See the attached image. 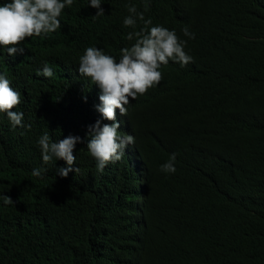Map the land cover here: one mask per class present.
<instances>
[{"label":"trees","instance_id":"obj_1","mask_svg":"<svg viewBox=\"0 0 264 264\" xmlns=\"http://www.w3.org/2000/svg\"><path fill=\"white\" fill-rule=\"evenodd\" d=\"M101 2L104 15L94 17L89 0H73L62 28L26 38L23 54L0 46V74L30 125L13 129L0 113V264H264V0ZM133 5L148 28L175 30L194 62L170 61L127 116L116 110L121 135L135 143L101 173L87 129L111 122L96 110L101 92L79 75V59L96 47L118 62L135 43L127 34L145 27L124 26ZM45 63L51 78L37 75ZM44 133L84 140L78 173L61 178L63 160L43 163ZM172 154L176 171L165 173ZM36 168L47 172L34 177Z\"/></svg>","mask_w":264,"mask_h":264},{"label":"clouds","instance_id":"obj_2","mask_svg":"<svg viewBox=\"0 0 264 264\" xmlns=\"http://www.w3.org/2000/svg\"><path fill=\"white\" fill-rule=\"evenodd\" d=\"M101 0H89V5L97 9L94 17L104 15ZM73 0H10L0 6V46L6 48L7 55L15 56L23 54L24 47L20 45L26 38L47 36L62 28L60 19L62 10L71 7ZM148 5L145 4V11ZM129 15L124 18L125 27L135 29L137 19L144 21L145 27L140 31L127 34L126 39L135 43L130 47L120 49V59L105 54L102 49L88 47L79 59L78 72L83 77H88L93 84L97 85L101 94L100 103L96 110L101 114L103 120L111 123H101L97 120L94 125L87 129V149L97 162V170L101 173L110 163L121 161L125 156V149L135 143L133 135H121V122L117 120V109L121 116H127L130 101L137 99L155 86L163 79L159 69L167 66L169 62L186 67L193 63V57L188 55L184 48L186 41L181 40L175 30H169L161 25L151 26L150 19L145 20L144 13L138 12L136 7L129 6ZM184 35L194 38L185 27ZM37 75L51 78L53 70L45 63ZM86 102V97H84ZM21 95L11 87V81L0 74V113H5L13 129L18 126L30 129L25 125L24 114L14 109L20 105ZM80 136L68 135L67 137L54 141L48 133L38 138V145L45 165L53 161L63 160L66 167H59L57 175L67 178L70 172H79L78 167H73L76 162L74 151L77 144L83 143ZM175 154H172L161 171L175 173ZM47 172L46 168L32 170V176L42 178ZM4 204H11L13 200L3 195Z\"/></svg>","mask_w":264,"mask_h":264},{"label":"bare ground","instance_id":"obj_3","mask_svg":"<svg viewBox=\"0 0 264 264\" xmlns=\"http://www.w3.org/2000/svg\"><path fill=\"white\" fill-rule=\"evenodd\" d=\"M190 203V202H189ZM196 206V205H195Z\"/></svg>","mask_w":264,"mask_h":264}]
</instances>
